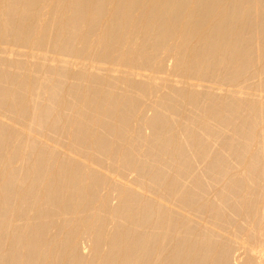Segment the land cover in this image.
I'll return each mask as SVG.
<instances>
[{
    "label": "bare ground",
    "instance_id": "obj_1",
    "mask_svg": "<svg viewBox=\"0 0 264 264\" xmlns=\"http://www.w3.org/2000/svg\"><path fill=\"white\" fill-rule=\"evenodd\" d=\"M0 264H264V0H0Z\"/></svg>",
    "mask_w": 264,
    "mask_h": 264
}]
</instances>
